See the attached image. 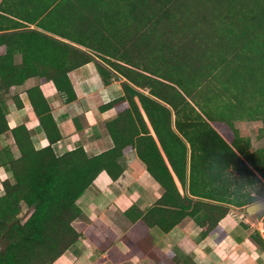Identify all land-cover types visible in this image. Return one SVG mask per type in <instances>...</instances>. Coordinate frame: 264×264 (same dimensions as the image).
I'll list each match as a JSON object with an SVG mask.
<instances>
[{
    "label": "trees",
    "instance_id": "trees-1",
    "mask_svg": "<svg viewBox=\"0 0 264 264\" xmlns=\"http://www.w3.org/2000/svg\"><path fill=\"white\" fill-rule=\"evenodd\" d=\"M62 9L73 33L67 39L94 55L79 50L86 55L79 63L95 62L105 85L125 79L123 96L101 109L128 106L107 123L114 146L99 156L83 148L55 153L62 135L49 107L40 109L39 87L28 93L45 134L41 150L26 126L11 130L0 111V135L11 131L20 153L6 165L0 196V264L60 259L80 237L73 226L79 199L102 173L117 181L132 151L164 189L143 221L169 232L202 213L204 235L221 242L220 222L231 207L244 214L257 203L242 191L257 174L264 179V147L251 151V133L235 128L237 121L264 124V0H59L52 14ZM210 19L222 32L204 30ZM54 83L75 101L68 81ZM256 133L262 141L264 125ZM253 239L264 248L259 234Z\"/></svg>",
    "mask_w": 264,
    "mask_h": 264
},
{
    "label": "crops",
    "instance_id": "crops-1",
    "mask_svg": "<svg viewBox=\"0 0 264 264\" xmlns=\"http://www.w3.org/2000/svg\"><path fill=\"white\" fill-rule=\"evenodd\" d=\"M58 3L0 0V111L5 113L11 130L26 126L34 148L41 150L46 146L45 134L28 93L39 87L46 100V105L40 102V109L49 107L62 135L53 145L55 153L61 156L83 148L90 156H99L114 146L107 123L128 104L105 110L101 107L123 96L121 84L125 79L105 85L95 62L79 63L86 57L79 50L94 55L67 39L73 33L66 26L69 22L63 9L52 14ZM66 70L67 78L63 75ZM55 78L73 86L75 101H66L65 94L56 89ZM7 86L10 89L5 91ZM237 122L235 128L245 130L237 128ZM256 129L249 131L252 138ZM19 155L11 131L0 135V196L6 192L3 183L10 179L6 165ZM120 164L124 173L117 181L102 173L92 184L99 192L84 196L85 192L79 199L81 215L85 212L91 220L81 229L74 226L80 217L74 221L79 240L54 264H264V248L253 239L259 234L264 240V210L249 214L246 209L244 215L243 208L231 207V213L220 222L227 235L219 243L216 236L204 235L202 213L164 232L148 226L140 217L163 196L164 189L135 151L123 157ZM257 177L264 184V179ZM259 180H252L242 192L258 196V202H262L264 189ZM177 186L181 191L180 183Z\"/></svg>",
    "mask_w": 264,
    "mask_h": 264
},
{
    "label": "rangeland",
    "instance_id": "rangeland-1",
    "mask_svg": "<svg viewBox=\"0 0 264 264\" xmlns=\"http://www.w3.org/2000/svg\"><path fill=\"white\" fill-rule=\"evenodd\" d=\"M219 22L220 21L213 20V19H210V20L206 21V26H205V29L204 30L209 31L211 28L214 27V30L217 29V31L219 33L222 32L223 29H221V24ZM191 38H192V36H191ZM179 41H180V39H179ZM246 121H248V122H237L236 123V127L239 128V129H245V130H248L250 132H253V130L255 128H257V129L258 128H262L263 125H264L262 121H255L254 123H252V121L250 122L249 120H246ZM255 133H256V131H255ZM252 140L253 141L251 143L252 144L251 145V151H255L258 148H263L264 147V139L262 141H259V140H257V137L254 136L252 138ZM255 140H256V142H255ZM253 143H254V145H253ZM148 178H150V177L148 176ZM143 183L145 184V182L142 181V184ZM100 184H101V182H100ZM100 189H102V188H100ZM93 192L94 193H98L99 192L98 189H97L96 184L92 185L86 191V193H85L84 196H86V194H91ZM85 208H86L85 206L82 207L83 210ZM27 212H28V209L24 206L23 207V215H25ZM90 220H91V217H89L88 214H86L85 212H83V214L80 216V218L77 221H75L74 226L76 228H78V229L84 228L85 227V224H88Z\"/></svg>",
    "mask_w": 264,
    "mask_h": 264
},
{
    "label": "water",
    "instance_id": "water-1",
    "mask_svg": "<svg viewBox=\"0 0 264 264\" xmlns=\"http://www.w3.org/2000/svg\"><path fill=\"white\" fill-rule=\"evenodd\" d=\"M262 210H264V201L257 202V203H255V204H253L247 208V212L249 214H253V213H256V212H259Z\"/></svg>",
    "mask_w": 264,
    "mask_h": 264
}]
</instances>
